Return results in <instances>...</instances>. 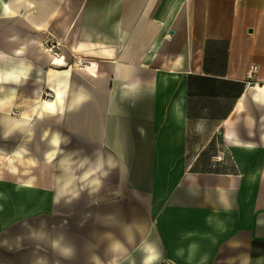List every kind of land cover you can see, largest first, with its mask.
Here are the masks:
<instances>
[{"label":"crops","instance_id":"obj_1","mask_svg":"<svg viewBox=\"0 0 264 264\" xmlns=\"http://www.w3.org/2000/svg\"><path fill=\"white\" fill-rule=\"evenodd\" d=\"M10 60L54 85L67 186L51 254L0 264H264V0H0Z\"/></svg>","mask_w":264,"mask_h":264},{"label":"rangeland","instance_id":"obj_2","mask_svg":"<svg viewBox=\"0 0 264 264\" xmlns=\"http://www.w3.org/2000/svg\"><path fill=\"white\" fill-rule=\"evenodd\" d=\"M51 39L56 40L50 36L44 39V47ZM58 50L63 56L61 48ZM10 63L11 60L1 65L0 69L5 72ZM49 86L54 87L34 77L19 82L0 79V146L9 151L21 148L24 156L36 163L30 172L36 176V182L32 187H26L20 181L26 176L24 167L19 165L21 173L16 174L9 169L6 160L0 159V253L11 250L7 246L10 241V246L22 249L26 258L30 251L37 253L41 250L51 254L47 243L41 240L32 226L42 223L55 236L63 231L60 227L61 203L53 202L58 185L54 176L59 172L57 147L54 156L48 157V151L54 149L51 135L56 133L55 109L46 111L43 108L44 104L55 102L54 91ZM25 111L31 112L32 119L24 129L7 128L3 118L5 113L21 118ZM218 168L227 169L231 166L227 163L218 164ZM13 234L17 238L14 243L11 242ZM56 252L53 250L52 254L57 257ZM22 261L25 263L23 258Z\"/></svg>","mask_w":264,"mask_h":264},{"label":"bare ground","instance_id":"obj_3","mask_svg":"<svg viewBox=\"0 0 264 264\" xmlns=\"http://www.w3.org/2000/svg\"><path fill=\"white\" fill-rule=\"evenodd\" d=\"M45 50H46V48H45ZM22 53H23V50L21 48H18L15 50V54H17V55H21ZM9 68L16 70V71L18 69L21 72L23 71L22 70L23 68L26 69V67H24V66L22 67V66L16 64L15 62H12V61L9 65ZM57 80H58L57 81L58 84H62V83H65L68 80V78H67V76L62 77V75H58ZM57 93L60 97L61 96L60 91ZM83 95H84V93L79 90V91L73 93V96H72L70 101L75 102L76 100H80L83 98ZM55 105H56L55 102L52 104L46 103V104H44L43 108L46 111H51V110L55 109ZM31 117H32L31 112L25 111L21 118H16L8 112L4 114L3 118L5 119V123H6L7 128H15L16 127V128L24 129L25 126H27L30 123V121L32 119ZM51 141H52V144L54 145V149L48 151V157L49 158L53 157L55 154V151H56L55 148L57 147V133H53L51 135ZM0 159L6 160L7 165L9 166V169L12 170L16 174L21 173V169H20L19 165L24 167V169H25L24 173H26V176H24V178H20V181L23 182L24 185H27V184L32 185L36 182V176L34 174L30 173L32 170L31 169L32 166H35L36 163L30 157H25L24 156V150H21V148L15 150V151H11V150L9 151V150L5 149L4 147L0 146ZM60 163H61V165H63V168H65V172H64L63 176L66 178L67 183L72 182L73 174L70 172L71 171V163H72L71 157L64 155L61 158ZM57 166L59 167L58 162H57ZM88 172L84 173L85 177L88 175ZM54 178L58 182L57 190H56V197L59 198L60 190H62V188L64 186H67V185L60 187L59 172L57 174H55ZM41 224L40 225L34 224L32 227L34 229V232L37 235L43 237V236H45V234L47 233L48 230L45 228V226L43 227ZM38 257L40 258V260L44 259V256H42V255H38Z\"/></svg>","mask_w":264,"mask_h":264},{"label":"built area","instance_id":"obj_4","mask_svg":"<svg viewBox=\"0 0 264 264\" xmlns=\"http://www.w3.org/2000/svg\"><path fill=\"white\" fill-rule=\"evenodd\" d=\"M58 45H60V41L58 39H56V40L51 39V42L47 41V43H45V48L54 57L55 56L56 57H62V54L58 50L60 48V47H58Z\"/></svg>","mask_w":264,"mask_h":264}]
</instances>
